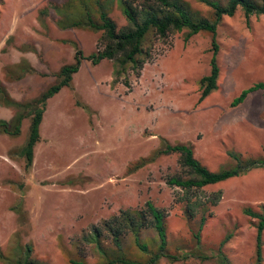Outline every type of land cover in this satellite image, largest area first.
Instances as JSON below:
<instances>
[{
    "label": "rangeland",
    "instance_id": "obj_1",
    "mask_svg": "<svg viewBox=\"0 0 264 264\" xmlns=\"http://www.w3.org/2000/svg\"><path fill=\"white\" fill-rule=\"evenodd\" d=\"M59 1L0 0V83L17 101L37 97L62 64L75 60L77 48L86 55L98 49L101 32L61 28L51 8L40 13L42 6ZM189 1L208 12L205 4ZM109 15L124 25L116 3ZM186 34L154 38L151 55L137 73L127 69L117 75L114 60L93 65L84 58L70 83L48 98L30 168L14 150L24 145L31 118L23 120L20 135L0 133L1 251L15 255L18 245L30 243L37 260L71 264L63 247H74L77 239L78 251L95 264L98 257L82 239L84 233L121 208L140 207L148 199L165 209L173 241H188L187 249L195 245L178 201L182 192L167 183L181 171L178 154H157L137 168L133 161L154 155L168 142L191 144L197 159L213 171L234 168L238 161L263 164L264 91L234 101L243 89L264 80V14L246 17L239 8L223 15L216 52L212 32ZM214 54L216 86L201 96L200 78L209 72ZM24 59L34 72L10 75L7 66ZM16 110L0 100V118L10 119ZM217 191L221 194L213 204ZM196 193L208 203L201 247L213 256L193 255L172 264H220V247L233 264H258L257 218L244 209L264 206V166ZM261 239L264 264V228ZM0 264L7 263L0 258ZM159 264L170 263L163 258Z\"/></svg>",
    "mask_w": 264,
    "mask_h": 264
},
{
    "label": "trees",
    "instance_id": "obj_2",
    "mask_svg": "<svg viewBox=\"0 0 264 264\" xmlns=\"http://www.w3.org/2000/svg\"><path fill=\"white\" fill-rule=\"evenodd\" d=\"M197 1L205 4L208 12H203L193 6L189 0H61L42 6L40 13L44 15L49 13L51 8L55 14L54 22L57 26L88 28L101 32V36L98 49L91 54L86 55L80 48H77L75 60L62 64L55 72V80L34 99L17 101L0 83V100L5 104L14 105L17 109L10 119L0 118V133L20 135L23 120L27 117L31 118L29 135L24 145L14 150L16 156L23 158L24 167L28 169L32 165L34 146L40 139V126L48 98L62 86L70 83L72 74L78 70L84 58H88L93 65L99 64L104 59L114 60L113 73L117 75L123 74L127 69L135 70L137 73L151 55L154 38L164 39L172 32L184 30L187 31L186 38H188L197 32L209 31L213 33L212 43L216 52L218 49L216 33L223 15H231L239 8L246 17L264 14V0ZM115 3L120 7L125 18L122 26H119L109 15ZM12 65L14 66H7L10 75L23 69L34 72L25 59ZM218 66L214 54L209 72L200 78L201 96H205L216 86ZM17 77H21V74H17ZM124 83L129 82L125 79ZM254 90L264 91V80L243 89L234 104L242 101L247 93ZM174 153L178 154L177 162L181 171L170 175L167 183L179 188L182 192L178 201L182 202L183 215L190 238L195 241V245L187 249V246L191 245H187L188 241H173L167 230L165 209L158 207L154 201L148 199L143 206L121 208L117 213L102 220L99 226L94 225L86 234L84 233L82 239L91 246L98 257V262L95 264H159L163 258L172 264L186 260L193 255L201 259L213 256L201 247V229L207 216L205 205L208 203L198 200L197 190L210 183L242 174L252 167H263L264 161L263 164L253 160L243 163L238 161V165L234 168L213 171L197 159L191 144L165 142L161 148L155 149L154 155L141 156L133 161L132 166L133 168L142 166L157 154ZM220 194V191L214 193V200L211 201L213 204L219 199ZM244 212L257 218L256 255L258 264H261L264 206L259 210L248 206L245 207ZM226 239L227 236L225 241ZM75 240L73 241L75 242L74 247L67 245L63 247L69 254V262L89 264L86 257L76 248L78 240ZM216 255L219 256L220 264H233L222 247ZM0 258L4 259L7 264H47L33 256V246L30 243H25L23 246L18 245L15 255H8L0 250Z\"/></svg>",
    "mask_w": 264,
    "mask_h": 264
}]
</instances>
